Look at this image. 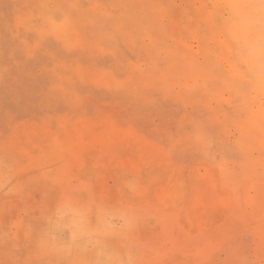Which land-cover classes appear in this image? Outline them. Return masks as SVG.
Wrapping results in <instances>:
<instances>
[{"label": "rangeland", "instance_id": "rangeland-1", "mask_svg": "<svg viewBox=\"0 0 264 264\" xmlns=\"http://www.w3.org/2000/svg\"><path fill=\"white\" fill-rule=\"evenodd\" d=\"M60 192L133 207L137 264H264V0H0V264L75 258Z\"/></svg>", "mask_w": 264, "mask_h": 264}, {"label": "clouds", "instance_id": "clouds-1", "mask_svg": "<svg viewBox=\"0 0 264 264\" xmlns=\"http://www.w3.org/2000/svg\"><path fill=\"white\" fill-rule=\"evenodd\" d=\"M129 190H134L128 184ZM37 246L45 254L75 257L66 264H137L129 238L140 216L131 206L60 192L42 214Z\"/></svg>", "mask_w": 264, "mask_h": 264}]
</instances>
